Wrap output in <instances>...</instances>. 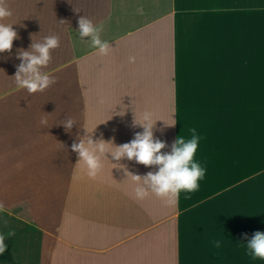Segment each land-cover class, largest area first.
<instances>
[{
  "label": "crops",
  "instance_id": "obj_1",
  "mask_svg": "<svg viewBox=\"0 0 264 264\" xmlns=\"http://www.w3.org/2000/svg\"><path fill=\"white\" fill-rule=\"evenodd\" d=\"M7 2L19 38L0 53V203L27 210L37 244L24 264H264L247 249L264 233V0ZM81 16L103 24L107 56L81 41ZM49 35L60 46L43 71L56 83L29 94L14 79L18 50ZM145 113L162 153L193 128L200 137L205 176L175 207L137 199L113 165L158 171L110 154ZM85 130L114 145L95 178L71 150Z\"/></svg>",
  "mask_w": 264,
  "mask_h": 264
},
{
  "label": "clouds",
  "instance_id": "obj_2",
  "mask_svg": "<svg viewBox=\"0 0 264 264\" xmlns=\"http://www.w3.org/2000/svg\"><path fill=\"white\" fill-rule=\"evenodd\" d=\"M12 16V11L7 5V0H0V21ZM61 23L66 21L61 20ZM78 35L81 41L90 38V46L97 49L98 55L107 56L112 51V46L108 41L100 37L103 30V24L94 25V23L85 16L78 20ZM18 34L13 30L12 24L0 22V53L11 52L13 41L18 39ZM60 46V38L57 35H49L42 42H33L29 50L19 49L17 59L21 63L17 66L14 76L16 84L21 89H26L29 94L43 92L56 80L43 69L47 68L51 62V52ZM130 62L135 58L130 57ZM144 123L135 124L143 128L142 133H136L134 139L120 146L114 153H110L112 159L119 162L122 159L135 161L146 167L157 166L158 171L148 172L141 176L133 174L127 170L125 165L119 163L113 164L114 168L124 170L125 175L136 182L135 197L143 200L150 194L157 198L165 200L169 206L175 207L179 200L180 193H193L199 190V181L205 176L206 170L199 162L195 160L200 137L196 129H191L192 137L185 140L179 135L177 140L171 146V152L162 153V149L167 147L166 142L154 138L153 129L156 122H152L151 114L145 113ZM45 119L41 120L42 125H46ZM66 131L70 132L73 125L76 124L71 118H66L61 122ZM166 125V126H174ZM86 131V130H85ZM78 142H74L71 150L78 155L76 166L83 164L87 169L89 178H95L103 168V160L107 159L106 145H113L106 142L102 137L98 140L93 139L91 135L86 134L83 137H77ZM114 146V145H113ZM186 199L190 198L188 196ZM4 208L0 203V210ZM9 237L15 235L14 232L7 234ZM5 235L0 234V254L6 251L4 243ZM219 247V242H217ZM249 255L253 259L264 261V233H254L251 240L247 243Z\"/></svg>",
  "mask_w": 264,
  "mask_h": 264
},
{
  "label": "rangeland",
  "instance_id": "obj_3",
  "mask_svg": "<svg viewBox=\"0 0 264 264\" xmlns=\"http://www.w3.org/2000/svg\"><path fill=\"white\" fill-rule=\"evenodd\" d=\"M11 10V3L7 2ZM3 23L10 24L11 17L3 20ZM27 210L21 207L16 211L0 210V234L5 235L4 243L10 238L15 239L16 245V259L23 263L29 259L31 248L37 244V236L32 232L31 224L26 220ZM9 232H14L15 235L8 236Z\"/></svg>",
  "mask_w": 264,
  "mask_h": 264
},
{
  "label": "trees",
  "instance_id": "obj_4",
  "mask_svg": "<svg viewBox=\"0 0 264 264\" xmlns=\"http://www.w3.org/2000/svg\"><path fill=\"white\" fill-rule=\"evenodd\" d=\"M6 251L0 254V264H19L16 259L15 239L10 237L6 243Z\"/></svg>",
  "mask_w": 264,
  "mask_h": 264
}]
</instances>
